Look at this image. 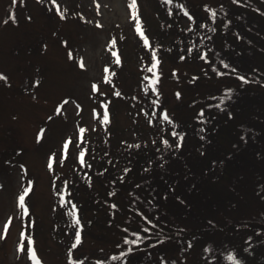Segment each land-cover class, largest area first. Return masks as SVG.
Returning <instances> with one entry per match:
<instances>
[{
    "label": "trees",
    "instance_id": "16d2710c",
    "mask_svg": "<svg viewBox=\"0 0 264 264\" xmlns=\"http://www.w3.org/2000/svg\"><path fill=\"white\" fill-rule=\"evenodd\" d=\"M262 2L241 1L237 5L242 9L220 1L204 3L200 7L202 15L190 9L193 23L189 27L176 20L177 16L158 12L163 24L147 26L149 36H155L152 44L160 65L186 61L193 66L189 73L191 83L199 79L230 78L227 85L242 88L247 97L242 107L236 108L233 105L236 98L233 100L229 95L228 87L216 90L217 87L210 86L206 92L187 90L189 94L177 101L178 108L156 107L145 102L136 109L129 107L128 113L135 120L130 128L112 125L102 138L95 131L97 136L84 147L91 160L85 156L84 164L78 161L70 179L56 174L51 181L60 192L63 184L67 188L66 195L60 193L62 197L54 204L56 207L52 205L49 230L56 244L66 248V253L74 242L75 230L79 229L82 241L88 234L111 244V257L101 254L91 264L108 262L109 258L112 264L144 261L236 264V260L228 258L229 253L241 264H264V212L235 221L225 219L218 212L246 198L249 186L264 180V166L257 161L259 156H264V16L247 12V7L253 5L264 10ZM205 4L215 9V13L209 12ZM218 4L226 10L237 9L235 16L231 12V16L226 15L223 6H215ZM8 19V15L3 16L4 21ZM211 27L223 31L220 30V35L212 31L206 39ZM230 28L236 34H231ZM180 52H184L183 60L178 58ZM205 54L207 60L203 58ZM216 56L225 61L220 65V73L230 77H215L213 69L219 67ZM240 75L246 79L241 81ZM251 103L255 106L250 107ZM201 108L203 119H197ZM165 109L174 122L164 120ZM138 119H141L139 123ZM173 129L186 134L181 148L171 147L178 142L172 136ZM250 134L252 143L247 141L245 148L240 136ZM163 139H168L169 144L165 145ZM80 148L76 143L73 154ZM172 152L176 155L172 156ZM64 158L68 162L72 154L67 150ZM125 168L129 171L124 172ZM113 203L117 207L113 208ZM76 218L80 225L75 224ZM37 228L34 218V221L26 220L23 229L30 235ZM125 236L127 240L123 239ZM80 245L73 249L77 254L73 258L87 264L82 253H77ZM66 264H72L71 260Z\"/></svg>",
    "mask_w": 264,
    "mask_h": 264
},
{
    "label": "rangeland",
    "instance_id": "374dc122",
    "mask_svg": "<svg viewBox=\"0 0 264 264\" xmlns=\"http://www.w3.org/2000/svg\"><path fill=\"white\" fill-rule=\"evenodd\" d=\"M11 1L0 0V21H3L0 23V73L4 74L0 76V185H3L0 187V235L3 236L0 238V264H33L24 253L15 251V243L19 231L24 230L26 220L34 221V218L38 223L37 231L27 236L32 237V247L36 249L42 264H66L70 262L66 259V248L56 244L49 230L53 217L52 205L56 207L54 204H58L62 197L60 193L66 195L67 188L64 189L66 184H63L60 192L51 181L56 174L65 180L72 177L75 164L79 161L78 153L73 154L76 143L84 148L87 143H92L88 140L97 136L95 131L102 138L112 125L130 128L135 122L128 113L131 106L136 109L148 102L156 107L178 108L180 104L177 101L189 94L187 90L206 92L210 86L217 87L216 90L220 89L218 87L221 90L228 87L232 90L229 95L233 100L236 98L233 101L236 108H241L244 97H247L242 88L227 85L230 78L199 79L191 83L189 73L193 66L186 61L172 66L159 64L158 70L162 75L158 87L161 95L145 93L144 77L154 74L141 68L142 64L152 62L149 56L155 36H149L147 26L161 23L158 12L168 17L177 16L179 19L176 20L189 27L193 23L191 10L196 9L202 15L200 7L204 3L217 4L220 1L226 6L232 3L237 9L242 7L235 0H173L171 4L167 0H137L142 27L149 37V45H145L135 30L130 0H57L60 12L64 13L63 18L50 0H25L24 3L17 0L13 4ZM181 4L187 12L180 8ZM215 6L220 8L223 5ZM253 6H248L247 12L264 16V10L257 11L259 7ZM237 9L225 8V14L231 16L233 13L234 17ZM5 15L9 16L6 21L3 20ZM28 16L32 19L28 20ZM97 20L100 25L96 24ZM208 30L206 39L211 37L212 31L215 35L223 31L217 27ZM230 31L236 34L231 28ZM183 53H178V58ZM80 57L86 64L84 69L78 66ZM216 59L219 60L218 69L222 70L220 65L224 59L217 56ZM174 68L178 69L175 73L172 71ZM213 70L215 77H230L217 74V69ZM93 81L97 83L98 91H92ZM177 90L181 92L179 98L175 95ZM65 96L69 99L61 105L60 112H56V105ZM237 99H241L240 103ZM100 100L109 104L110 121L107 124L102 122ZM157 100L161 104H156ZM254 106L251 103L250 107ZM140 121L138 119L137 123ZM81 127L85 129L83 133L79 132ZM40 129H44V132L37 140ZM251 136H240L245 148L252 143ZM67 137H71L68 151L72 154L68 162L65 161L66 152L63 149V140ZM18 148L22 151H16ZM50 153H55L52 169L47 167ZM85 156L91 160L90 153H85ZM258 160L264 166V156H259ZM21 165L26 170L21 169ZM28 181H32V184L25 197L30 213L27 216L19 208L17 196L19 191L28 187ZM247 193L246 198L240 199L231 208L218 212L225 219L233 221L264 212V180L259 179L250 185ZM8 216L13 219L7 234H4L3 224ZM78 247V254L82 253L88 260L87 264L97 261L101 254L111 257V244L101 242L97 236L86 234ZM74 254L77 255L76 251H73ZM107 260L102 264H112L111 258ZM139 264L151 263L144 261ZM158 264L167 263L159 261Z\"/></svg>",
    "mask_w": 264,
    "mask_h": 264
},
{
    "label": "snow or ice",
    "instance_id": "6c2138e0",
    "mask_svg": "<svg viewBox=\"0 0 264 264\" xmlns=\"http://www.w3.org/2000/svg\"><path fill=\"white\" fill-rule=\"evenodd\" d=\"M16 2H17V0H13V3H16ZM19 2L20 3H24L25 0H19ZM50 3L52 5L56 6V11L59 12L61 18H63L64 17V13L60 12L59 5L57 4V0H50ZM167 3L168 4L173 3V0H167ZM235 3L236 4H240L241 0H235ZM129 7L131 9V18H133L134 21H135V25H134L135 26V30L139 33V36L143 39V43L145 45H149V37H148V35H146L145 30L142 27V21L140 19L138 11H137V9H138L137 0H130ZM204 7L205 8H209V6L207 4H205ZM180 8L184 9V11L187 12V9L185 8V6L183 4L180 5ZM169 11H171V10H169ZM257 11H260V10L257 9ZM209 12L214 14L215 13V9L209 8ZM13 18L15 19V16H13ZM27 19L31 20L32 17L28 16ZM96 24L100 25V21L97 20ZM62 43H67V41H62ZM44 47L46 48L47 46L45 45ZM151 51H152V62L150 64H148V65L142 64L141 68H146V71L148 73H154V74H148V75H146L144 77V82H142L143 83V90H144L145 93H150L151 92V93H155L157 96H160L161 92H160V88L158 87V84L160 82L159 78L162 75V73L158 70V65L160 64V60L157 58L156 49L152 48ZM197 55H201V53L197 52ZM69 56L71 57V52H69ZM179 58L181 60H183L185 57L184 56H180ZM203 58L205 60H207L208 56L205 54ZM119 62H120L119 61V57H117V63H119ZM221 63H225V61L222 60ZM78 66L81 69L86 68V64L84 62L83 57L79 58ZM226 66L231 67V64H228ZM212 67L216 68V65L213 64ZM107 70H108L107 66H105V71H107ZM172 71H173V73H175V72L178 71V69L174 68V69H172ZM216 71H217V74H222V73H220L218 68H217ZM3 75H4L3 73H0V76H3ZM4 78L7 79V77H4ZM239 78H240L241 81H244L246 79V77L244 75H240ZM105 79H107V77H105ZM33 82L37 83V84L40 83V81H33ZM91 89L94 92L98 91V85H97V83L95 81H93L91 83ZM228 91L231 92L232 90L228 89ZM119 94L120 93H117V95H119ZM175 95H176L177 98H179L181 96V92L179 90H177ZM68 99H69V97L65 96L64 99L61 100L60 104L56 105V112H60L61 105L64 104ZM99 103H100V105H102V108H103L102 122L107 124L110 121L109 104L106 103L104 100H100ZM156 104H161V101L157 100ZM93 111L95 112V109ZM203 112H204V109L201 108L200 109L201 115L198 116L197 119H203V115H202ZM228 114L231 115L232 113L229 112ZM162 115H163L164 120L169 121V122H174L173 117L169 114V112L166 109L162 112ZM149 123H152V121H149ZM84 131H85V129L83 127H81L79 129L80 133H83ZM43 132H44V129H40V133H38L37 136H36L37 140L41 139V136H42ZM185 135L186 134L184 132L176 131L175 129H173L172 130V136L176 137L178 142L173 144V145H171V147H173V148H181L182 145H183V138H184ZM80 139H83V137L81 136ZM70 141H71V137H67V138H65L63 140V149H64L65 152L69 149ZM163 143L165 145H168L169 144V140L168 139H163ZM16 151H22V149L18 148V149H16ZM171 155L175 156L176 153L172 152ZM54 156H55V153H50L49 154L48 162H47V167L49 169H52V167H53ZM78 159H79V162L81 164H84L86 162L85 161V149L83 148V146H81V148H80V150L78 152ZM61 163H63V160H61ZM20 167H21V169L26 170L24 165H21ZM89 167H90V165H89ZM127 171H129V169L125 168L124 172H127ZM85 175H87V173H85ZM27 184H28V187H25L22 191H19L18 196H17V201H18L19 208L22 210V212L25 215L29 212V207H28L27 203L25 202V197L28 195V192L30 191L32 181H28ZM0 187H3V185H0ZM164 195L167 196V193H165ZM176 199L180 200V197H177ZM61 202L64 203V201H61ZM75 207H76V205L73 204L72 208H75ZM112 207L115 208V207H117V205L115 203H113ZM72 214L75 217L76 214L75 213H72ZM12 219H13L12 216H8L6 221H5V223L3 224L4 234H7V230L9 228V223L12 221ZM145 219H147V217H145ZM149 223H152V221H149ZM75 224L80 225L79 218L75 219ZM81 227H82V225H81ZM137 235H139V233H137ZM0 238H3V236L0 235ZM25 239L28 241L27 246L25 245ZM123 239L127 240L128 238H127V236H125V237H123ZM81 241H82L81 231L79 229H77V230H75V237H74V242L72 244V247L67 249V257H66V259L67 260H71L72 264H81L79 259H74L73 258V249L76 248L77 245L81 244ZM15 251L18 252V253H24L27 257L30 258V260L33 262V264H42V261H41L40 257L37 255L36 249L34 247H32V237L26 235V230L19 231L18 240L15 243ZM128 251H132V250L129 249ZM77 253H79L78 249H77ZM120 255L123 256L124 253H121ZM118 258L119 257H113V259H118ZM228 258L236 260V264H241V262L239 260H237L236 257L232 253H229V257ZM98 264H102V262H98ZM173 264H175V262H173Z\"/></svg>",
    "mask_w": 264,
    "mask_h": 264
}]
</instances>
